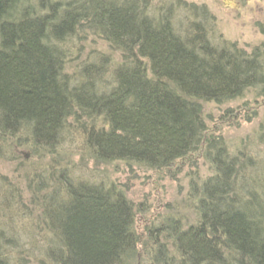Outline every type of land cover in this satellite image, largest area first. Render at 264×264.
I'll list each match as a JSON object with an SVG mask.
<instances>
[{
    "label": "trees",
    "instance_id": "trees-1",
    "mask_svg": "<svg viewBox=\"0 0 264 264\" xmlns=\"http://www.w3.org/2000/svg\"><path fill=\"white\" fill-rule=\"evenodd\" d=\"M209 17L186 0H0L2 137L24 136L36 154L53 156L72 139L73 121L102 161L159 171L203 151L213 164L190 185L193 223L172 215L145 229L147 264H264V162L241 160L209 136L201 106L250 90L264 98V46L217 41ZM88 36L109 54L70 74L71 43ZM44 171L35 188H51L41 204L55 237L42 264H126L139 255L131 200L105 183H77L61 161ZM1 248L0 240L8 264Z\"/></svg>",
    "mask_w": 264,
    "mask_h": 264
},
{
    "label": "rangeland",
    "instance_id": "rangeland-1",
    "mask_svg": "<svg viewBox=\"0 0 264 264\" xmlns=\"http://www.w3.org/2000/svg\"><path fill=\"white\" fill-rule=\"evenodd\" d=\"M186 1L208 10L217 41H231L249 52L255 46H264V0ZM70 48L66 66L70 74L99 52L110 51L93 36L76 38ZM113 56L119 59L117 54ZM201 106L209 136L227 140L232 154L237 153L241 160L253 157L264 162L263 97L250 90L233 101L202 102ZM71 125L72 139L60 144L58 152L47 157L36 154L24 136L21 140H10L0 135V240L8 264H42L44 249H48L55 237L43 220L41 204L51 188L44 191L41 184L42 193H37L35 188V184L47 181L44 170L47 171L52 160L68 167L77 183H105L132 201L135 229L142 239L137 247L140 257L132 256L126 264H147L144 242L150 239L145 229L172 215L185 224L193 223L195 202L191 199L190 185L212 175L213 164L203 151L159 171L128 161H102L84 146L73 121Z\"/></svg>",
    "mask_w": 264,
    "mask_h": 264
}]
</instances>
